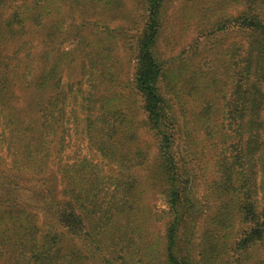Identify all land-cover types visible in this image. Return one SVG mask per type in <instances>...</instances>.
Returning <instances> with one entry per match:
<instances>
[{"label": "trees", "instance_id": "1", "mask_svg": "<svg viewBox=\"0 0 264 264\" xmlns=\"http://www.w3.org/2000/svg\"><path fill=\"white\" fill-rule=\"evenodd\" d=\"M68 1L118 0H0V264H264V0H209L201 167L165 85L170 0H142L133 36L66 25Z\"/></svg>", "mask_w": 264, "mask_h": 264}, {"label": "rangeland", "instance_id": "2", "mask_svg": "<svg viewBox=\"0 0 264 264\" xmlns=\"http://www.w3.org/2000/svg\"><path fill=\"white\" fill-rule=\"evenodd\" d=\"M101 6V7H100ZM104 5H91L87 2H76L68 1L64 7L60 8L59 15L56 16L57 20H65L66 25L70 22L76 23H89V21L97 23V26L101 24L104 28V24L107 20V24L112 28L122 26L128 32L129 35L133 36L138 33V29L143 24L144 10L142 8V0H118L117 3L114 1V5L108 12L103 8ZM93 7V9H92ZM212 7L216 8L217 5L210 4L209 0H170L165 9V17L163 21L162 32L160 36V51L162 57L169 60L167 64V76L165 78L166 83L174 85L176 95L169 89V97H173L179 104L181 109V115L186 118V128H183L182 138L190 136L194 138L195 146L194 149H190V152L185 153L188 158L194 156L196 153L199 167L204 164L201 156L204 150L209 152L210 145L209 141L204 135V130L197 122L198 116L206 115L205 111H202L206 106V102L212 101V77L205 78V73L213 75L212 68H204L203 72L199 70L200 62L203 57L211 58L214 53L220 51L222 44L221 39L214 37L213 34H209L210 23L212 20ZM78 15V17H76ZM57 22V21H56ZM67 31V29H64ZM64 31V32H65ZM60 30L57 31V34ZM66 33V32H65ZM76 40L68 41L67 45L73 44ZM230 40H226L229 42ZM196 46V49L193 48ZM133 64V63H132ZM132 66V65H131ZM129 65L125 68L122 73H128L130 76L133 70ZM195 81H194V75ZM204 79V80H203ZM203 80L202 84H199ZM228 93L231 91L230 84L223 83ZM222 100H219V104ZM198 151V153H197ZM192 160H194L192 158ZM195 163V162H194ZM196 164V163H195ZM208 176L211 177V174ZM200 179H203L200 176ZM199 183H201V180ZM158 191H165L159 189ZM203 191V189L201 190ZM153 193V192H152ZM148 194L146 200L154 203L153 209L161 212L168 210V203L163 193L161 194ZM166 194V193H165ZM170 216H166L164 222L155 224L154 228L158 232H164L167 222ZM150 236V234H147Z\"/></svg>", "mask_w": 264, "mask_h": 264}]
</instances>
